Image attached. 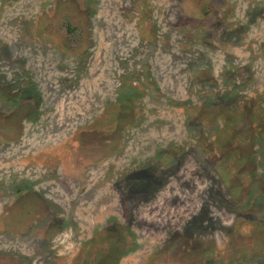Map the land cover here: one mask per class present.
<instances>
[{"label": "rangeland", "instance_id": "374dc122", "mask_svg": "<svg viewBox=\"0 0 264 264\" xmlns=\"http://www.w3.org/2000/svg\"><path fill=\"white\" fill-rule=\"evenodd\" d=\"M0 264H264V0H0Z\"/></svg>", "mask_w": 264, "mask_h": 264}]
</instances>
